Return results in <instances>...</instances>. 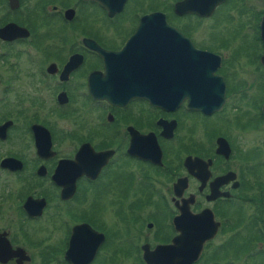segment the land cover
<instances>
[{"label": "flooded vegetation", "instance_id": "1", "mask_svg": "<svg viewBox=\"0 0 264 264\" xmlns=\"http://www.w3.org/2000/svg\"><path fill=\"white\" fill-rule=\"evenodd\" d=\"M117 1L0 0V264H147L174 240L176 259L193 257L200 237L189 264H264V0L246 8L260 50L199 47L190 26L167 19V5L176 22L202 21L228 0L208 17L176 15L182 0H124L108 15ZM151 13L214 56L218 109L184 99L167 111L134 88L119 103L92 95L129 82L122 48ZM194 51L157 64L144 50L143 66L159 68L162 85L181 82Z\"/></svg>", "mask_w": 264, "mask_h": 264}, {"label": "water", "instance_id": "2", "mask_svg": "<svg viewBox=\"0 0 264 264\" xmlns=\"http://www.w3.org/2000/svg\"><path fill=\"white\" fill-rule=\"evenodd\" d=\"M225 0H182L174 4L173 12L176 15L183 14H194L198 17H208L214 8ZM124 4V0H118L114 6L104 5L108 11V15L121 10ZM24 35L26 32L23 30ZM259 36L263 44L264 50V15L259 21ZM91 49L102 50L98 47L88 44ZM123 53L126 54V58L129 64L127 71L131 74L128 78L129 82L122 85L111 86L112 91L92 93L103 97L110 103H119V96L128 95V90L135 89V97L145 98L150 105L154 107H160L167 111L173 110L177 107L182 100L186 99V107L190 110H198L202 113H209L213 110L218 109L223 103V90L220 80L217 79V84L214 85L215 91H211L212 85L208 82L212 77L213 68L208 67L207 64L214 60V56H211L204 52L194 51L195 49L191 43L178 33L174 28L170 27L164 16L160 13H151L143 16L139 24L127 40L122 48ZM144 50H150V56L156 57V59L150 62L159 64V57L166 52L167 58L170 56L180 55L183 52L193 50V56L195 58L194 64L188 65V68H183L185 72H193V76L184 77V81L176 82L178 77L168 75L166 84L162 85L159 83L160 75L159 68L143 66V63H148L146 59L148 53H144ZM166 50V51H165ZM183 50V52L177 51ZM187 50V51H186ZM128 54V55H127ZM131 55V56H130ZM129 56V57H127ZM145 57V59H144ZM138 58V59H137ZM167 66L176 65L175 59L166 61ZM261 62L264 67V54ZM140 63L142 64L141 66ZM174 63V64H172ZM198 63V64H196ZM167 73H175V68H167ZM134 79L135 83H131L130 80ZM150 79V82L148 81ZM145 80V81H144ZM117 89L119 94L115 92ZM166 90V91H164ZM197 93L198 99L195 97ZM131 95V94H130ZM214 97V99L212 98ZM263 117H264V105H263ZM71 190L73 189V183H71ZM201 239L199 238V244L194 246L195 254L192 257L191 254H186L182 259H176V251L178 245L176 240L173 244L166 247H158L154 252L160 257L157 261H148L147 264H189L190 261L197 255V252L201 248ZM171 256V257H170ZM174 257V258H172Z\"/></svg>", "mask_w": 264, "mask_h": 264}, {"label": "rangeland", "instance_id": "3", "mask_svg": "<svg viewBox=\"0 0 264 264\" xmlns=\"http://www.w3.org/2000/svg\"><path fill=\"white\" fill-rule=\"evenodd\" d=\"M239 1L241 2L239 3ZM262 2L263 0H228L226 4L218 9L216 14L214 13V16L202 21L184 19L176 22L171 17V8L170 10L168 9L170 5L166 7V14L167 19L172 24L174 23L180 27L190 26V38L199 47H211L213 50H260L256 37V20L253 17L249 18L251 12L249 13L246 8H249L250 11L259 9ZM169 3L171 4L172 1L168 0ZM237 3L243 4V6L235 7ZM228 11H230V14H227ZM239 11L241 12L238 13ZM228 15H230L231 19H229ZM211 36L214 38L213 42H211ZM223 43L224 47L220 48L217 46V44L222 45ZM259 135L261 136L262 134L259 133L257 136ZM101 216L102 222L108 224L110 222L111 208L109 206L104 207ZM128 263V261L120 260L118 264Z\"/></svg>", "mask_w": 264, "mask_h": 264}]
</instances>
